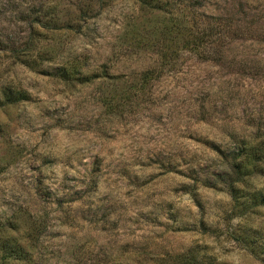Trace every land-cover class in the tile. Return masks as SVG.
I'll return each instance as SVG.
<instances>
[{
    "label": "rangeland",
    "instance_id": "1",
    "mask_svg": "<svg viewBox=\"0 0 264 264\" xmlns=\"http://www.w3.org/2000/svg\"><path fill=\"white\" fill-rule=\"evenodd\" d=\"M0 264H264V0H0Z\"/></svg>",
    "mask_w": 264,
    "mask_h": 264
}]
</instances>
